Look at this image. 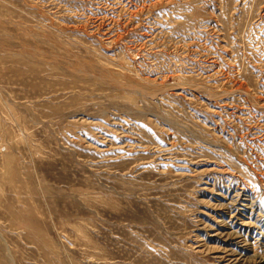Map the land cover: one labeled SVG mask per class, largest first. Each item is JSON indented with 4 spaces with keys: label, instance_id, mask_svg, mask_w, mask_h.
Masks as SVG:
<instances>
[{
    "label": "rangeland",
    "instance_id": "1",
    "mask_svg": "<svg viewBox=\"0 0 264 264\" xmlns=\"http://www.w3.org/2000/svg\"><path fill=\"white\" fill-rule=\"evenodd\" d=\"M260 263L264 0H0V264Z\"/></svg>",
    "mask_w": 264,
    "mask_h": 264
},
{
    "label": "bare ground",
    "instance_id": "2",
    "mask_svg": "<svg viewBox=\"0 0 264 264\" xmlns=\"http://www.w3.org/2000/svg\"><path fill=\"white\" fill-rule=\"evenodd\" d=\"M232 254H233V253H232ZM234 257H235V256L233 255L231 259H234V260L237 262L238 260H236V259H238V258H236V257L234 258ZM235 261H234V263H236ZM239 261H240V260H239ZM239 261H238V262H239ZM261 261H262V260H261ZM231 263H232V262H231ZM260 264H261V263H260Z\"/></svg>",
    "mask_w": 264,
    "mask_h": 264
}]
</instances>
